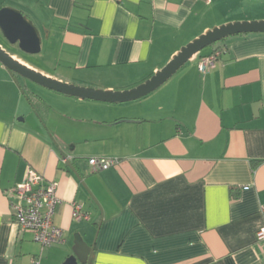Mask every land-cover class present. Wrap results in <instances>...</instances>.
I'll use <instances>...</instances> for the list:
<instances>
[{"label": "crops", "instance_id": "crops-1", "mask_svg": "<svg viewBox=\"0 0 264 264\" xmlns=\"http://www.w3.org/2000/svg\"><path fill=\"white\" fill-rule=\"evenodd\" d=\"M5 7L32 22L40 51L2 49L42 75L103 91L136 87L214 27L264 21V0H0ZM218 48L202 75L199 58ZM16 77L0 64V264H63L77 237L95 244L89 264H264V33L204 49L130 102ZM90 158L118 164L91 173ZM28 168L56 184L62 245L42 249L13 224L6 192ZM74 203L89 221L72 220Z\"/></svg>", "mask_w": 264, "mask_h": 264}, {"label": "water", "instance_id": "water-1", "mask_svg": "<svg viewBox=\"0 0 264 264\" xmlns=\"http://www.w3.org/2000/svg\"><path fill=\"white\" fill-rule=\"evenodd\" d=\"M264 33V21L234 22L214 27L186 44L158 72L126 91H103L60 82L37 72L14 59L0 46V64L10 73L20 76L31 83L50 91L106 103H124L141 99L165 84L176 72L195 55L222 40L240 34ZM0 34L10 44L26 54L40 51V37L32 22L20 11L13 8L0 9ZM67 166L75 170L67 161ZM94 242L89 246L80 237L74 239L72 255L63 264H89L94 250Z\"/></svg>", "mask_w": 264, "mask_h": 264}, {"label": "built area", "instance_id": "built-area-1", "mask_svg": "<svg viewBox=\"0 0 264 264\" xmlns=\"http://www.w3.org/2000/svg\"><path fill=\"white\" fill-rule=\"evenodd\" d=\"M221 51H215L199 58L197 66L204 75L215 67ZM115 158H90L88 165L91 173L108 170L115 167ZM10 200L13 224L20 230L30 231L33 241L46 248L62 245L65 242L63 231L55 226L53 216L60 199L56 195V184L47 182L34 170L28 168L21 183L6 192ZM72 220L74 222L89 221V215L84 212L79 203L72 205ZM257 241H264V226L256 234ZM31 264H40L38 259Z\"/></svg>", "mask_w": 264, "mask_h": 264}, {"label": "rangeland", "instance_id": "rangeland-1", "mask_svg": "<svg viewBox=\"0 0 264 264\" xmlns=\"http://www.w3.org/2000/svg\"><path fill=\"white\" fill-rule=\"evenodd\" d=\"M255 10L258 11V12H262V9H255ZM251 13H252L253 15H255L254 12L251 11ZM253 15H252V16H253ZM0 42L3 44L5 50L8 51L9 53H15V54H17L18 56L25 57L24 54H23V52H21L17 47H14V46L10 45L8 42H6V41L4 40V38L1 36V34H0ZM30 57H32V56H30ZM31 59H32V58H31ZM16 78H17L21 83L28 85V86L31 87L32 89H34V88H35V89H38L37 87H39V86H37V85H35V84L29 82L28 80H26V79H24V78H22V77L17 76Z\"/></svg>", "mask_w": 264, "mask_h": 264}, {"label": "trees", "instance_id": "trees-1", "mask_svg": "<svg viewBox=\"0 0 264 264\" xmlns=\"http://www.w3.org/2000/svg\"><path fill=\"white\" fill-rule=\"evenodd\" d=\"M215 51H221V54H220V57H221L222 53L224 52V48H218V49H215L213 52H215ZM213 52H212V53H213ZM210 54H211V53H210ZM220 57H219V58H220ZM219 58H218V59H219ZM22 91L25 93V90H24V89H22ZM29 97H30V96H29ZM29 97H27V98L29 99V101H30V103L32 104V106H33L34 103H37V101L34 100V97H33V98H32V96H31L30 98H29Z\"/></svg>", "mask_w": 264, "mask_h": 264}]
</instances>
